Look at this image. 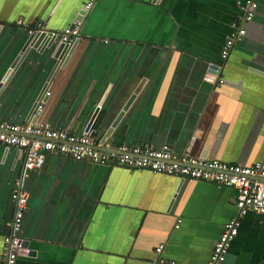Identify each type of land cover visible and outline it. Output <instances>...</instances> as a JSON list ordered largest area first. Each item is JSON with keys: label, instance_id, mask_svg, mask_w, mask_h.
Masks as SVG:
<instances>
[{"label": "crops", "instance_id": "crops-1", "mask_svg": "<svg viewBox=\"0 0 264 264\" xmlns=\"http://www.w3.org/2000/svg\"><path fill=\"white\" fill-rule=\"evenodd\" d=\"M91 1L0 0V122L101 144V120L110 126L133 97L103 144L109 150L168 146L179 156L264 164V0L225 62L222 86L208 68L222 63L244 0H94L82 14ZM40 23L48 34L76 27L80 38L73 48L31 38ZM24 167V154L0 143V264L19 187L29 193L19 232L29 252L15 264H206L237 215L236 191L214 182L56 153L39 170ZM263 263L264 214L249 211L224 264Z\"/></svg>", "mask_w": 264, "mask_h": 264}, {"label": "built area", "instance_id": "built-area-1", "mask_svg": "<svg viewBox=\"0 0 264 264\" xmlns=\"http://www.w3.org/2000/svg\"><path fill=\"white\" fill-rule=\"evenodd\" d=\"M94 0L87 4L86 9L93 6ZM257 0H244L240 6L242 17L233 24L231 34L226 39L220 56L222 63H212L208 72L217 86L225 84L223 69L233 47L246 35L245 23L251 22L258 10ZM30 34L44 33L42 23ZM47 33V32H46ZM51 37L72 45L80 38V31L67 29L63 32H49ZM50 93H47L49 96ZM37 108V114L42 110ZM0 143L21 151L25 156L26 171L41 169L48 153H56L75 160H89L99 165L118 164L130 169H149L154 173L178 176L183 180L214 182L220 186L233 188L236 193V217L229 220L217 240L213 252L206 264H224L230 248L239 234L241 219L249 212L264 214V164L244 167L228 164L218 160H203L188 155H177L168 146L161 149L152 147H130L121 145L117 150H101L104 145L98 144L88 134L76 135L67 130H53L46 126L31 123L18 125L0 122ZM107 148V146H105ZM12 199L16 206L15 217L10 224L11 234L5 237V260L1 264H15L22 252L27 251L26 240L20 235L23 217L27 210L29 193L19 187L14 190ZM180 224H177L179 227ZM162 247L157 249L161 253ZM162 263H170L161 258ZM264 264V263H263Z\"/></svg>", "mask_w": 264, "mask_h": 264}, {"label": "water", "instance_id": "water-1", "mask_svg": "<svg viewBox=\"0 0 264 264\" xmlns=\"http://www.w3.org/2000/svg\"><path fill=\"white\" fill-rule=\"evenodd\" d=\"M87 12H88V10L85 9L84 12H83L82 14H84V13L87 14ZM85 14H84V15H85ZM82 16H83V15H82ZM73 27H74V26H73ZM37 36H39V37H46V36H47L48 42H51V44L54 43V42H56V41H58V39L52 38V37L50 36V34L45 33V32H44V33H40V34H33L31 38H34V39H35ZM59 43L61 44V45H60L61 47L63 46L62 44H66V43H64V42H60V41H59ZM75 45H76V43L72 44L71 48L75 47ZM132 101H133V97H132V98L129 100V102H128V103L122 108V111L118 114L116 120H115L110 126H109L108 123L106 122V119H107L108 116L104 117V118L101 120V122H100V124H99V126H98V129H99V131H104V136H103V139H102V144H105V143H106V140L110 137V135H111L113 129L117 126L118 122L120 121V119H121V117L123 116L124 112H125V111L128 109V107L131 105ZM92 133H93L92 135H94V131H93ZM100 149H101V150H105V151H110L108 148H105V147L100 148ZM111 150H112V149H111ZM22 253H25V251L22 252Z\"/></svg>", "mask_w": 264, "mask_h": 264}]
</instances>
